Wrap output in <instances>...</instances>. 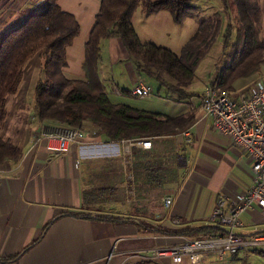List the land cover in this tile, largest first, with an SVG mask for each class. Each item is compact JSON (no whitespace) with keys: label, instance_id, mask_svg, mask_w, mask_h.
Here are the masks:
<instances>
[{"label":"crops","instance_id":"0c3cea01","mask_svg":"<svg viewBox=\"0 0 264 264\" xmlns=\"http://www.w3.org/2000/svg\"><path fill=\"white\" fill-rule=\"evenodd\" d=\"M35 1L0 0V33ZM260 1L264 8V0ZM100 2L58 0V5L71 13L79 24V33L66 48L67 65L62 72L69 79L84 78V45L95 23ZM157 20L163 25L156 23ZM132 24L141 41L163 44L168 48H172L171 44L181 43L182 46L189 36L181 32V27L185 28L184 22L175 24L169 11L164 9L147 14L138 7ZM262 24L264 34V17ZM104 44L107 50L102 56ZM121 45L118 38L101 41L100 78L102 64L106 69L110 65L115 74L113 66L118 63L121 74L127 73L130 77L132 91L138 80L144 79L136 73ZM113 51L116 56L112 57ZM39 62V58H34L30 66L26 65L29 72L25 74V68L20 89L8 102L10 124L4 131L21 148L22 156L17 163L4 161L0 164V264H190L187 260L174 263L168 258L150 260L145 256L156 247L178 244L185 236L218 231L208 223L218 196H234L252 185L250 160L246 153L213 129L211 119L200 108L198 97H194L177 113L196 107L195 118L187 126L191 129L193 142L184 143L178 130L150 138L151 150L133 147L135 163L148 156L154 165L137 172L132 168L133 181L130 183L138 199L132 201L130 207L119 208L120 204H127L128 187L119 141H106L93 135V131H86L80 140L70 144L67 151L51 153L46 150L45 142L37 139L43 125L57 123L37 121L29 102L25 101V84L31 75L33 85ZM255 75L238 79L236 90L247 88ZM29 91L30 95L32 90L29 88ZM24 111L29 117L25 114L18 122L19 114ZM11 122L15 126L13 130L10 129L14 127ZM155 188L159 190L157 197H147L146 194ZM167 195L172 201L166 207L163 197ZM67 211L78 215L63 214ZM100 215L114 216V219H100ZM53 218L55 220L46 228ZM240 220V233L264 230V217L259 209L242 213ZM155 224L177 229L186 225L211 226L212 231L197 235L168 234L147 227ZM18 253L16 260L6 261ZM212 257L196 264H212Z\"/></svg>","mask_w":264,"mask_h":264},{"label":"trees","instance_id":"16d2710c","mask_svg":"<svg viewBox=\"0 0 264 264\" xmlns=\"http://www.w3.org/2000/svg\"><path fill=\"white\" fill-rule=\"evenodd\" d=\"M220 1L221 12L215 11L201 20L179 52H174L168 47L141 41L132 24L133 14L138 7L147 14L164 9L169 11L175 24L181 25L186 17L198 10L192 0H101L84 45L83 79H69L62 72L67 65L66 48L79 33L77 19L64 11L58 0H37L26 7L0 33V164L4 161L17 163L22 156L21 148L6 134L11 112L8 102L20 89L26 65L36 57L40 61L38 76L33 78L28 103L33 117L37 121L57 122L54 125L93 131V135L106 141L153 139L184 129L193 122L196 107L168 115L111 101L100 78V44L103 39H120L136 73L142 79H153L157 94L171 96L174 101L189 105L190 100L199 99L203 91L190 87L196 78V68L221 36L222 53L226 59L220 67L215 64L205 86L228 93L238 91L235 82L258 75L264 65V8L260 0ZM230 14L232 20L223 27L224 15L229 18ZM115 92L134 96L129 89L117 87ZM21 116L25 113L19 114L18 122ZM140 159L141 162L132 161L134 171L153 167L148 156ZM130 184L127 183L129 187ZM63 214L78 215L71 211ZM99 218L112 220L114 216L100 215ZM147 227L168 234L197 235L212 231L211 226L186 225L177 229L155 224ZM260 253L264 254V251ZM19 255L10 256L6 261H14Z\"/></svg>","mask_w":264,"mask_h":264},{"label":"built area","instance_id":"2783aa9c","mask_svg":"<svg viewBox=\"0 0 264 264\" xmlns=\"http://www.w3.org/2000/svg\"><path fill=\"white\" fill-rule=\"evenodd\" d=\"M136 96H150L152 88L138 80L132 89ZM200 108L211 119L213 129L224 136L228 142L242 149L250 160L252 185L245 191L231 195H219L210 214L208 223L218 231L194 237H183L175 245L156 247L145 258L159 260L168 258L174 263L183 260L196 264L208 256L223 259L235 255L245 248L264 249V230L250 233L237 231L242 226V213L259 209L264 217V76L258 77L244 90L228 93L216 87L205 86L199 96ZM184 143L193 142L191 129L186 127L178 132ZM85 132L77 127L64 125H43L38 140L45 142L46 150L61 153L68 150L70 144L80 140ZM125 178L133 181L131 171L133 147L151 150L152 141L148 138H136L120 141ZM128 193L134 192V186L126 187ZM169 195L163 197L164 205L171 204Z\"/></svg>","mask_w":264,"mask_h":264},{"label":"rangeland","instance_id":"374dc122","mask_svg":"<svg viewBox=\"0 0 264 264\" xmlns=\"http://www.w3.org/2000/svg\"><path fill=\"white\" fill-rule=\"evenodd\" d=\"M192 2L198 6V10L195 13H192L190 16L186 17L185 20L183 21L184 22L183 26H185V28L181 27V32H186V34L189 35L187 36V39L195 32V30L197 29V25L201 20L207 18L209 15H211L215 11L221 12V8H222L220 0H192ZM232 16L233 15L230 14L228 18L227 15H224L223 27L224 25H226L228 20H232L231 19ZM158 22L159 21L157 20L156 23ZM160 23L161 25H163V22H159L158 24ZM193 23H196V26H194ZM160 45H163V44H160ZM180 45L181 43L179 45L171 44L170 46L173 49L172 48L170 49L173 50L174 52H179L180 47H182L184 44H182V46ZM108 49L110 51V48ZM174 49H177V50H174ZM106 50H107L106 44L102 45V48H101L102 56H103V52ZM116 53L119 54L120 51L117 50ZM111 56L112 57L116 56L114 54V51L111 53ZM225 57L226 55L222 53L221 36H219L214 46L210 50V52L206 55V57L200 62V64L196 68V71H195L196 78L190 87L201 90L204 84L208 80L211 79L215 64H217V66L220 67L224 63L226 59ZM129 61L132 63L130 59ZM30 64L31 63H29V66ZM105 67L106 66L102 64L101 79H102V82L106 85L110 100L113 102H124L136 108L146 109V110H150L154 112H160V113H164L168 115L177 114L180 110L185 109L187 106V103L174 101L171 96L165 97L161 93L157 94V84L155 83V81H153V79H149L147 77H145L146 79H144L143 83L152 88V94L150 96H135V95L131 96V95H125L122 93H116L115 90L117 87H120V89L130 90L129 87L132 86V84H130L131 82L130 77L128 76L127 73L121 74V70H120V67L118 66V63H115L113 66V70L115 74L113 73L110 65L109 67H107V69ZM33 71H34V68H33ZM28 72L29 70L26 68L25 74H27ZM118 73L121 75H119ZM35 76L36 75L34 74L33 78ZM261 76H264V65L262 66L261 71H259L258 75L254 77V80ZM31 79H32V76L30 75L29 80L25 84V86L27 85V89H26L27 91L25 93L27 97L25 95L24 96L26 98L25 101L27 103L30 101V98H31V96L29 95L30 93L29 88L32 85ZM24 90L25 89H23V92H25ZM22 94L23 93L20 91V96H22ZM31 94H32V91H31ZM24 113L27 116L28 112L24 111ZM11 124L13 125V122H11ZM181 160L183 161L182 155H181ZM158 191L159 190L155 188L154 190H150L146 195L149 198H155L157 197ZM134 194H135V190L131 194L126 191V202L125 203L127 204H120L118 207L119 208H123L124 206L130 207L132 204V201L134 202V200L136 201L138 199V197L135 196ZM127 201L130 202L129 205ZM160 205L163 207V203H161V201H160ZM243 219L246 220L245 215ZM260 251H264V249L245 248V249L240 250L239 253L235 255L225 256L222 260L212 257V264H264V254L260 253Z\"/></svg>","mask_w":264,"mask_h":264},{"label":"bare ground","instance_id":"6f19581e","mask_svg":"<svg viewBox=\"0 0 264 264\" xmlns=\"http://www.w3.org/2000/svg\"><path fill=\"white\" fill-rule=\"evenodd\" d=\"M132 197V196H131ZM216 230V229H215ZM211 234V233H210Z\"/></svg>","mask_w":264,"mask_h":264}]
</instances>
